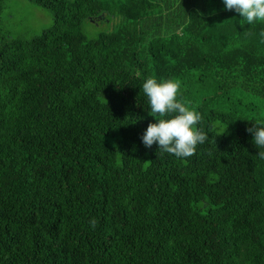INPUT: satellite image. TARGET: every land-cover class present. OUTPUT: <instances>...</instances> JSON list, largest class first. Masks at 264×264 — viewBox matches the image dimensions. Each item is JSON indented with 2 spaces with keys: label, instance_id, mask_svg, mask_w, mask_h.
I'll list each match as a JSON object with an SVG mask.
<instances>
[{
  "label": "trees",
  "instance_id": "obj_1",
  "mask_svg": "<svg viewBox=\"0 0 264 264\" xmlns=\"http://www.w3.org/2000/svg\"><path fill=\"white\" fill-rule=\"evenodd\" d=\"M29 2L53 24L0 31V264H264V24L221 0ZM149 77L201 114L193 156L142 143Z\"/></svg>",
  "mask_w": 264,
  "mask_h": 264
},
{
  "label": "clouds",
  "instance_id": "obj_2",
  "mask_svg": "<svg viewBox=\"0 0 264 264\" xmlns=\"http://www.w3.org/2000/svg\"><path fill=\"white\" fill-rule=\"evenodd\" d=\"M224 11H233L248 25L264 24V0H221ZM264 37V31L259 33ZM142 90L147 97L155 123H149L141 136L146 148L154 144L164 153L176 158H188L196 153L197 146L208 139L205 131L197 125L202 120L201 114L183 102L182 83L175 78H146ZM248 132L253 136L257 148H264V121L252 124ZM264 159V152H258ZM95 221H93V225Z\"/></svg>",
  "mask_w": 264,
  "mask_h": 264
},
{
  "label": "rangeland",
  "instance_id": "obj_3",
  "mask_svg": "<svg viewBox=\"0 0 264 264\" xmlns=\"http://www.w3.org/2000/svg\"><path fill=\"white\" fill-rule=\"evenodd\" d=\"M73 1V0H65ZM208 13H211L209 10ZM53 24L49 11L34 6L29 0H4L0 13V31L14 38L31 39L48 29ZM120 24L119 19L110 23L99 21L92 23L86 20L82 26L83 34L91 39L99 34L113 30Z\"/></svg>",
  "mask_w": 264,
  "mask_h": 264
}]
</instances>
